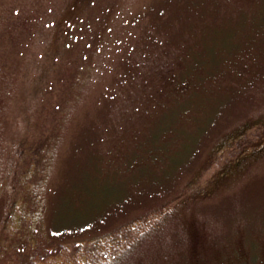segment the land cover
Here are the masks:
<instances>
[{"label": "rangeland", "instance_id": "obj_1", "mask_svg": "<svg viewBox=\"0 0 264 264\" xmlns=\"http://www.w3.org/2000/svg\"><path fill=\"white\" fill-rule=\"evenodd\" d=\"M0 264H264V0H0Z\"/></svg>", "mask_w": 264, "mask_h": 264}]
</instances>
